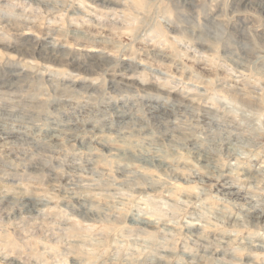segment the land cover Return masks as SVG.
Segmentation results:
<instances>
[{
    "label": "rangeland",
    "instance_id": "rangeland-1",
    "mask_svg": "<svg viewBox=\"0 0 264 264\" xmlns=\"http://www.w3.org/2000/svg\"><path fill=\"white\" fill-rule=\"evenodd\" d=\"M0 264H264V0H0Z\"/></svg>",
    "mask_w": 264,
    "mask_h": 264
},
{
    "label": "bare ground",
    "instance_id": "bare-ground-1",
    "mask_svg": "<svg viewBox=\"0 0 264 264\" xmlns=\"http://www.w3.org/2000/svg\"><path fill=\"white\" fill-rule=\"evenodd\" d=\"M15 12V11H14ZM24 23V22H23ZM19 26V25H18ZM27 30V29H26ZM24 35V34H23ZM84 37V36H83ZM93 40V39H92ZM108 42V41H107ZM34 43H36V42H34ZM92 51V50H91ZM55 54V53H54ZM98 55V54H97ZM27 58V57H26ZM63 58V57H62ZM61 58V59H62ZM160 58V57H159ZM58 59V58H57ZM47 60V59H46ZM30 61V60H29ZM52 61V60H51ZM54 61V60H53ZM56 61V60H55ZM65 61V60H64ZM47 63V62H46ZM50 63V62H49ZM60 64H61V62H59ZM103 63V62H102ZM78 65V64H77ZM102 65V64H101ZM50 66V65H49ZM54 67V66H53ZM74 67H75V65H74ZM31 68V67H30ZM60 68V67H59ZM131 69V68H130ZM59 70H61V69H59ZM66 70V69H65ZM60 72V71H59ZM55 73H56V71H55ZM61 74H62V72H60ZM64 77V76H63ZM26 78V77H25ZM66 80V79H65ZM131 80V79H130ZM129 82V81H128ZM134 82V81H133ZM18 83V82H17ZM136 83H137V81H136ZM138 84V83H137ZM135 85V84H134ZM89 86V85H88ZM144 86V85H143ZM128 94V93H127ZM183 99V98H182ZM238 99V98H237ZM239 107V106H238ZM147 128V127H146ZM129 137V136H128ZM181 146V145H180ZM243 146V145H242ZM208 155V154H207ZM40 156V155H39ZM146 165V164H145ZM6 192V191H5ZM42 216V215H41ZM257 217V216H256ZM214 220V219H213ZM235 221V220H234ZM142 224V223H141ZM134 226V225H133ZM143 226L144 227H147V228H150L151 227V224L150 223H143ZM241 250V249H240Z\"/></svg>",
    "mask_w": 264,
    "mask_h": 264
}]
</instances>
